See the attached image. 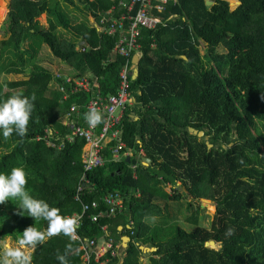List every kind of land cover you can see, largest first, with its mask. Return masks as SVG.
Here are the masks:
<instances>
[{"label":"trees","instance_id":"trees-1","mask_svg":"<svg viewBox=\"0 0 264 264\" xmlns=\"http://www.w3.org/2000/svg\"><path fill=\"white\" fill-rule=\"evenodd\" d=\"M208 1L177 0L167 6L166 18L177 15L167 27L143 31L146 45L130 88L138 105L120 124L126 151L133 157L107 161L90 171L91 187L83 196L84 202L97 201L106 212L104 195L121 193L125 207L115 218L124 220L123 230L118 232L106 215L96 222L84 218L69 264H81L78 250L85 240L112 239L115 250L122 236L131 238L123 262L110 251L97 259L91 255L88 264H146L145 255L149 264H264V0H237L234 10L227 0H210V8ZM114 5L112 0H10L7 6L0 74L22 75L24 80L4 83L0 102L16 94H35L36 99L26 136L13 133L5 141L0 132V173L23 168L29 194L64 216L82 210L75 193L85 141L65 140L58 148L45 135L48 128L58 131L52 141L59 145L70 133L62 118L72 103H85L86 96L64 102L59 92H50L53 73L37 58L47 46L75 74L98 75L103 94L116 93L118 73L126 62L112 53L118 36L97 32L88 20L91 16L98 22ZM42 15L47 27L39 21ZM80 43L84 52L76 50ZM220 47L224 53H218ZM189 128L204 136L193 135ZM141 150L150 165L137 161ZM103 155L111 157L108 151ZM137 163L135 178L132 166ZM161 164L167 167L165 173L156 168ZM177 187L192 200L180 203L178 211L184 205L185 213L190 212L185 222L194 227L189 231L176 225L170 238L163 237L165 229L150 226L146 218L161 213L159 202L164 206L168 200L180 201ZM202 201L216 207L208 227L200 223ZM17 212H5L6 221L19 217ZM21 216L23 230L18 225L0 227L2 238L18 243L25 228H47L46 221H35L26 212ZM229 228L234 233L226 236ZM69 243L63 235L48 239L32 249V264H59L57 253L63 254Z\"/></svg>","mask_w":264,"mask_h":264},{"label":"built area","instance_id":"built-area-1","mask_svg":"<svg viewBox=\"0 0 264 264\" xmlns=\"http://www.w3.org/2000/svg\"><path fill=\"white\" fill-rule=\"evenodd\" d=\"M112 2L115 5L110 12H120L121 15L113 18V13H108L107 16L111 19L101 18L100 31L102 34L118 36L112 53L114 56L119 55L126 59L118 73L117 92L103 94L100 89L101 82L98 75L91 73L75 74L64 63H61V70L56 68L52 74L54 91L61 94V99L64 102H69L70 97L80 96L81 98L83 95L86 96L85 103H72L65 114L64 124L69 127L70 133L60 138L61 143L59 145L52 141V138L58 136V131L54 132L53 129L48 128L45 135L48 143L52 146H58V148L63 147L65 140L83 139L85 141L82 152L83 173L79 178L75 193V201L81 203L82 210L72 216L79 220L78 229L82 227L84 218L96 222L106 215L108 220H111L124 210L125 199L119 192H110L102 198V204L106 208V212L99 209L100 205L97 201L84 202L85 189L91 187L87 175L107 161L119 162L123 158L131 159L133 157L132 151H126L127 144L122 140L120 124L126 112L138 103L137 98L130 90L135 64L134 58L136 54L142 55V48L146 45V42L142 39L143 31L157 32L162 27H167L177 17L174 14L165 17L168 10L167 6L176 4L177 0H112ZM151 46L155 47V44L152 43ZM76 50L84 52V44L80 43ZM90 108H96L104 117L103 123L95 128L89 127L82 119V110L86 113ZM38 138L40 139V137ZM103 151H108L111 157L106 158ZM144 158H147L146 154L141 150L137 156V161L148 165L143 160ZM138 166V163L132 166L135 178H137ZM77 236V240H80L78 233ZM113 248L112 239L104 241L97 252L93 250L96 249L94 240H85V243L80 247L84 250L83 260L86 264L89 263L91 255H94L96 259L100 257L99 254L102 256L108 251H112V255H115Z\"/></svg>","mask_w":264,"mask_h":264},{"label":"clouds","instance_id":"clouds-1","mask_svg":"<svg viewBox=\"0 0 264 264\" xmlns=\"http://www.w3.org/2000/svg\"><path fill=\"white\" fill-rule=\"evenodd\" d=\"M142 55H139L140 59ZM35 99V94L31 98L16 94L0 102V132H2L5 141L9 140L13 133L21 138L27 135ZM83 118L92 128L103 123L104 119L102 113L96 108H90L84 113ZM240 163H243V161L241 160ZM26 185L27 174L21 167L12 168L8 174L0 173V204H6L9 200L18 201V209L20 210L17 212L18 215H24L26 212L35 221H46L47 228L42 231L34 226H29L24 229L19 237L17 247H12L7 243L3 244L0 247V264H32L31 256L26 253L25 249L35 250L48 239L60 235L67 237L70 243L66 246L63 254L57 253L56 258L59 264H69L67 257L73 251L72 243L78 239V218L61 215L59 208L51 207L46 201L34 198L26 190ZM152 220L154 221L155 217H152ZM233 233L234 230L229 228L226 230L225 235L230 236ZM143 249L148 248L143 247ZM115 250L113 251L116 252Z\"/></svg>","mask_w":264,"mask_h":264},{"label":"rangeland","instance_id":"rangeland-1","mask_svg":"<svg viewBox=\"0 0 264 264\" xmlns=\"http://www.w3.org/2000/svg\"><path fill=\"white\" fill-rule=\"evenodd\" d=\"M230 4V9L234 10L236 5H237V0H227ZM10 2V0H0V5L1 3L3 4V7L0 6V8H2V12H1V16H0V41L5 39V18H6V14L8 12V3ZM208 4V2H207ZM209 7V6H208ZM39 21L41 22V24L43 26H48L47 23V17L46 15H42L39 18ZM205 49L206 46L204 44H201L200 46V52L202 54H205ZM218 53H224L225 49L223 47H220L218 50ZM55 57L53 56V54L51 53L50 49L47 46H43L41 49V52L37 58V62L40 63L42 66L46 67L47 69L54 71L56 68H59L61 70V63L59 61L55 62L56 59H54ZM134 71L135 68H133V74L131 77V80H134ZM67 72V71H65ZM24 77L22 75H4V74H0V88H3V84L6 82H17V81H23ZM54 84H50V88L49 91L50 92H54ZM3 90L5 91V88H3ZM49 96V94H48ZM138 105V104H137ZM136 105V106H137ZM208 139V138H206ZM157 169H159L161 171V173H165V171H167V167L161 164L160 167L156 166ZM153 171H155V168L153 169ZM171 176V175H170ZM164 190L172 196L173 192H171L169 187L164 188ZM176 194L178 193L179 195H181L182 197L184 196V191L183 189H180L177 187V189H175ZM139 195V193L137 194ZM181 197L180 201H174V200H168L163 206V201L159 202V207L158 209L161 210L158 215L155 216V220H152V217L148 218V223L150 226H156V227H161V229H165V231H163V237L167 234V236L170 238L171 237V232L173 229V234H174V228L175 226H179L181 228L187 229V230H191L194 226L185 222V217L187 215L190 214L189 213H185L184 211V205L181 207L180 211H178L179 208V204L181 203V205L184 203V201H190L192 202V200L190 199V197ZM166 206H168L167 209L164 210V208H166ZM201 208L205 209V212H202V215H204V219L200 218V223L202 226H206L208 227L210 225V221L213 218L214 213L216 212V207L215 204L212 202H208V201H202L200 203ZM20 211L18 209V201H11L9 200L6 204H0V227H10L13 225H18L19 230H23L22 228V216L20 215L19 217L21 219H19V217H13L11 218V220L6 221V217L4 216V213L6 212V214H8L9 216H12L14 212ZM18 216V215H16ZM201 216V213H199V217ZM156 229V228H155ZM8 236H6L5 238H2L0 236V247H2L3 244L7 243L9 245H11L12 247H17L18 243L14 242L12 240L11 237L7 238ZM26 253L28 255L31 254L32 249L31 248H26L25 249ZM149 255H145V257L142 258V261H144V263L149 264V259H148ZM150 258V257H149Z\"/></svg>","mask_w":264,"mask_h":264},{"label":"crops","instance_id":"crops-1","mask_svg":"<svg viewBox=\"0 0 264 264\" xmlns=\"http://www.w3.org/2000/svg\"><path fill=\"white\" fill-rule=\"evenodd\" d=\"M108 13H113V12H108ZM108 13H107V14H108ZM119 13H120V12H114V13L112 14L113 18H117L116 15L119 14ZM107 14H106V15H101L100 18H99V20H98V22H95L94 19L90 16V17L88 18V20H89V24L93 25V26L96 28L97 32H100V33H101V31H100V20H101V18H104V17H107V19H110V17H108ZM113 56H114V55H113ZM112 58H115V57H112ZM54 59H55V58H54ZM57 61H58V60L56 59L55 62H57ZM59 62H60V63H63L61 60H59ZM134 68H136V64H134ZM72 71H73V70H72ZM52 72H53V71H52ZM64 120H66V116H65V115H64V117H63L62 120H61V122H62L63 124H64ZM83 148H84V146H83ZM114 220H115V221H114ZM123 221H124V220H122V219H118V218H117V219H116V218L113 219V223H115L118 232H121V231L123 230V225H124ZM123 237H124V236L120 237V239H121V243H120V244H117V249L115 250V251H116V252H115V255H116L117 257H121V258H122V259H121V262H123L124 257H125V253H124L123 249H126V247H124L123 242H122ZM66 238H67V237H66ZM67 239H68V238H67ZM116 239H117V238H116ZM68 240H69V239H68ZM104 241H105L104 238L97 239L96 242H95L96 249H93V250H94L95 252H97V251H98L97 249L100 248V247L103 245V242H104ZM78 251H81V255H80V261H81V264H86L85 261L83 260L84 250H83V249H79ZM99 256H101V254H99ZM143 262H144V261H143ZM105 263H106V261L102 262L101 264H105Z\"/></svg>","mask_w":264,"mask_h":264},{"label":"water","instance_id":"water-1","mask_svg":"<svg viewBox=\"0 0 264 264\" xmlns=\"http://www.w3.org/2000/svg\"><path fill=\"white\" fill-rule=\"evenodd\" d=\"M212 5H213V2L209 0V1H208V6H209V8H210ZM139 61H140V56H139L138 54H136V56H135V58H134V63H135L137 66H136L135 71H134V77H133L134 80H136V78H137L138 75H139V68H138ZM188 130H189L190 133H192L193 135H197L199 138H201L202 136H204V132H199V133H197V131L194 130V129H192V128H189ZM211 147H212V145H209V148H211ZM143 160H144L145 162H147V164H149V165L152 163L151 160L148 159V158H144ZM127 161H130V159L127 158ZM130 241H131L130 237H128V236H124L123 239H122V242H123L124 247L127 248V247H128V243H129ZM211 244H212L213 246L216 245L215 241H212ZM141 249H143V247H141ZM154 250H155L154 248H151V249H145V251H151V252H153Z\"/></svg>","mask_w":264,"mask_h":264}]
</instances>
